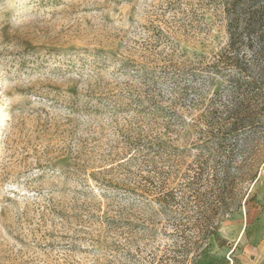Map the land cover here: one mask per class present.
I'll return each instance as SVG.
<instances>
[{"label":"rangeland","instance_id":"374dc122","mask_svg":"<svg viewBox=\"0 0 264 264\" xmlns=\"http://www.w3.org/2000/svg\"><path fill=\"white\" fill-rule=\"evenodd\" d=\"M221 1L0 0V264H264V165L203 257L137 189L151 144L184 174L232 98ZM263 46L243 67L264 84Z\"/></svg>","mask_w":264,"mask_h":264},{"label":"trees","instance_id":"16d2710c","mask_svg":"<svg viewBox=\"0 0 264 264\" xmlns=\"http://www.w3.org/2000/svg\"><path fill=\"white\" fill-rule=\"evenodd\" d=\"M221 2L228 20L229 46L224 57L226 68L233 74L229 75L232 98L222 104V109L215 107L207 114L203 146L207 152L190 164L187 172L182 174L181 169H177V173H173L181 163L174 164L166 158L167 146L159 140L150 145L157 147L150 161L152 173L137 186L140 194L150 196V201L159 203L162 210L168 206L180 208L175 221L179 225L183 221L187 223L182 232L186 247L192 249L189 244L193 238H198L193 244L197 245V255L201 257L210 253L214 241L221 246L224 244L219 233L221 221L249 202L252 185L259 180L264 165V130L256 139L250 134L261 124L258 110H264V84L243 67L252 63L248 51L255 56L259 52L263 54L260 44L264 42V0ZM235 94L237 98L233 97ZM245 132L248 136L241 144L239 137ZM172 174L181 179L176 190L168 187ZM178 192L188 194L184 204ZM208 197L212 200L210 203ZM209 264L225 262L212 259Z\"/></svg>","mask_w":264,"mask_h":264}]
</instances>
